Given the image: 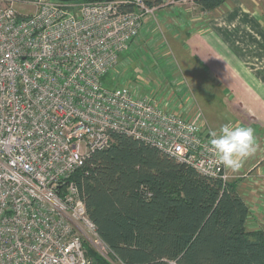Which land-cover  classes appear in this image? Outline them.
<instances>
[{
  "label": "built area",
  "instance_id": "2783aa9c",
  "mask_svg": "<svg viewBox=\"0 0 264 264\" xmlns=\"http://www.w3.org/2000/svg\"><path fill=\"white\" fill-rule=\"evenodd\" d=\"M180 1L0 0V264H92L86 242L128 264L98 234L72 178L114 133L233 178L210 147V126L104 79L145 18L160 21L156 12Z\"/></svg>",
  "mask_w": 264,
  "mask_h": 264
},
{
  "label": "trees",
  "instance_id": "16d2710c",
  "mask_svg": "<svg viewBox=\"0 0 264 264\" xmlns=\"http://www.w3.org/2000/svg\"><path fill=\"white\" fill-rule=\"evenodd\" d=\"M165 1L145 0L151 7ZM193 1L212 11L227 0ZM113 138L72 178L118 257L128 264H264V229H248L250 206L234 181L205 175L127 134ZM85 245L92 264H110Z\"/></svg>",
  "mask_w": 264,
  "mask_h": 264
},
{
  "label": "crops",
  "instance_id": "0c3cea01",
  "mask_svg": "<svg viewBox=\"0 0 264 264\" xmlns=\"http://www.w3.org/2000/svg\"><path fill=\"white\" fill-rule=\"evenodd\" d=\"M186 2L188 8L181 10L178 17L172 13V23L167 22V27L174 28L175 19L180 20V16L184 17L185 26L194 25L192 30L185 28L184 45L219 77L230 113L224 125L247 126L254 130L255 151L238 171L230 169L231 181L250 206L248 221H264V0H227L220 6L223 14L213 16L209 24L197 22V9L198 12L202 9L194 1ZM162 9L157 16L166 21L168 11ZM159 22L155 16H147L139 38L144 40L151 32L156 33ZM197 23L202 26L197 27ZM181 32L175 29L176 36L172 35L180 40ZM210 128L218 131L220 126Z\"/></svg>",
  "mask_w": 264,
  "mask_h": 264
},
{
  "label": "rangeland",
  "instance_id": "374dc122",
  "mask_svg": "<svg viewBox=\"0 0 264 264\" xmlns=\"http://www.w3.org/2000/svg\"><path fill=\"white\" fill-rule=\"evenodd\" d=\"M187 4L183 0L171 5L175 8L170 5L161 7L160 9L165 8L162 9L163 11H168L169 18L166 21L160 20L156 25V33L151 32L144 40L143 37H138L134 41V48H130L121 55L118 65L111 71L109 77L112 85L127 86L139 94L153 96L161 106L167 102L169 108L195 117L208 127H221L230 117V113L226 108L228 97L223 92L220 79L208 69L206 64L199 61L190 47L184 45L186 43L185 28L190 30L192 26L194 28V25L185 26L184 17L180 16V20L175 19L177 25L174 28L167 27V22L172 23L170 20L173 17L172 13L178 17L181 10L188 8ZM215 10L210 13L206 10L198 12V8L195 15L198 17L195 19L199 20L197 21L199 23L209 24L213 16L220 17L224 12L221 7ZM159 13V11L156 12V14ZM199 23L197 27L202 26ZM220 24L226 26L225 23ZM175 29L182 30V39L178 40L175 37ZM147 42L150 44H146ZM228 171L231 173L230 169ZM247 227L250 230L264 229V221L250 219Z\"/></svg>",
  "mask_w": 264,
  "mask_h": 264
},
{
  "label": "clouds",
  "instance_id": "9594fccd",
  "mask_svg": "<svg viewBox=\"0 0 264 264\" xmlns=\"http://www.w3.org/2000/svg\"><path fill=\"white\" fill-rule=\"evenodd\" d=\"M209 134L212 151L225 168L232 171H238L255 151V134L251 127L225 124Z\"/></svg>",
  "mask_w": 264,
  "mask_h": 264
}]
</instances>
